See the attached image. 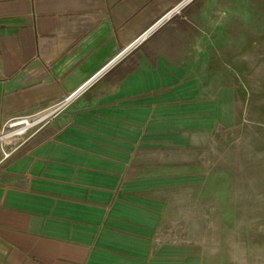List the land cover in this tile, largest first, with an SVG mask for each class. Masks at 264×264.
<instances>
[{"label": "crops", "instance_id": "0c3cea01", "mask_svg": "<svg viewBox=\"0 0 264 264\" xmlns=\"http://www.w3.org/2000/svg\"><path fill=\"white\" fill-rule=\"evenodd\" d=\"M183 2L0 0V132L61 105L0 167V264H202L162 234L166 199L192 177L160 158L230 124L234 90L152 41L128 53Z\"/></svg>", "mask_w": 264, "mask_h": 264}, {"label": "rangeland", "instance_id": "374dc122", "mask_svg": "<svg viewBox=\"0 0 264 264\" xmlns=\"http://www.w3.org/2000/svg\"><path fill=\"white\" fill-rule=\"evenodd\" d=\"M186 2L128 53L152 41L208 89L232 88L233 120L202 147L162 154L192 177L166 199L162 234L198 247L202 264H264V0Z\"/></svg>", "mask_w": 264, "mask_h": 264}, {"label": "built area", "instance_id": "2783aa9c", "mask_svg": "<svg viewBox=\"0 0 264 264\" xmlns=\"http://www.w3.org/2000/svg\"><path fill=\"white\" fill-rule=\"evenodd\" d=\"M143 35V34H142ZM138 37L135 42H138L142 37ZM109 65V64H108ZM72 97H68L66 102ZM36 117H21L10 121L4 129L0 132V167L11 157L15 152V148L10 145L19 141L20 137L24 135L32 126L39 123L35 122ZM23 129L22 132L18 133L17 130L21 129L24 125L29 124ZM7 143V144H6Z\"/></svg>", "mask_w": 264, "mask_h": 264}, {"label": "bare ground", "instance_id": "6f19581e", "mask_svg": "<svg viewBox=\"0 0 264 264\" xmlns=\"http://www.w3.org/2000/svg\"><path fill=\"white\" fill-rule=\"evenodd\" d=\"M184 1H187V0H184ZM183 4H184V3H181L180 6L176 7V8L173 9L172 11H170V13L165 17L164 20H167V19L170 17V15L173 13V11H174V12H177L178 10H180V8L183 6ZM60 106H61V105H59V106L57 105V107H55V108H50V109L46 110L45 112H43L42 114L37 115V116H36V121H35V122H38V121L43 120L44 118H46L47 116H49L50 114H52V113H53L56 109H58ZM28 125H30V123L27 124V125H25V126H28ZM18 133H19V132H18Z\"/></svg>", "mask_w": 264, "mask_h": 264}, {"label": "water", "instance_id": "95a60500", "mask_svg": "<svg viewBox=\"0 0 264 264\" xmlns=\"http://www.w3.org/2000/svg\"><path fill=\"white\" fill-rule=\"evenodd\" d=\"M178 6H180V5H178ZM177 6V7H178ZM182 8V7H181ZM170 12H168L167 14H165L161 19H160V21L158 22V23H156V24H154L150 29H148L144 34H148V32H150L151 31V29H153L154 27H156L159 23H161V22H163L164 21V19H165V17L169 14ZM170 18V17H169ZM143 34V35H144ZM142 35V36H143ZM115 60V59H114ZM113 62V61H112ZM109 64H111V63H109ZM99 74V72L95 75V76H97ZM91 80H92V78L89 80V81H87L82 87H80L75 93H73L72 95H70V97H73L75 94H77V92H79L81 89H83L85 86H87L88 84H89V82H91Z\"/></svg>", "mask_w": 264, "mask_h": 264}]
</instances>
